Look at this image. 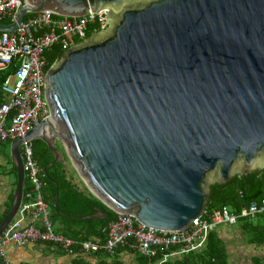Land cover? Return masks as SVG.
I'll return each instance as SVG.
<instances>
[{
  "label": "water",
  "instance_id": "obj_1",
  "mask_svg": "<svg viewBox=\"0 0 264 264\" xmlns=\"http://www.w3.org/2000/svg\"><path fill=\"white\" fill-rule=\"evenodd\" d=\"M88 8L107 11L105 28L49 67L50 116L25 139L47 145L46 169L64 161L60 142L86 189L117 214L185 230L213 183L264 168V0H25L0 32L27 13ZM21 142L9 144L16 187L0 232L24 191Z\"/></svg>",
  "mask_w": 264,
  "mask_h": 264
},
{
  "label": "built area",
  "instance_id": "obj_2",
  "mask_svg": "<svg viewBox=\"0 0 264 264\" xmlns=\"http://www.w3.org/2000/svg\"><path fill=\"white\" fill-rule=\"evenodd\" d=\"M25 0H0V23L15 22ZM106 10L64 17L48 10L24 17L14 31L0 32V72H8L1 83L5 101L0 105V144L22 138L20 151L25 178L30 189L23 191L19 207L0 232V264H15L8 256L11 245L44 243L50 251L84 255L104 252L111 256L126 247L149 260L161 254L160 262L172 256L195 251L204 246L209 232L219 225L236 224L241 217L264 211V198L242 207L238 214L224 206L192 220L182 231L158 230L138 223L132 215L119 213L104 228V240H75L57 233L51 211L43 196L41 168L33 153V140L26 133L41 119L49 117L45 88L47 61L45 51L53 46L62 52L86 39L93 26L99 32L106 25Z\"/></svg>",
  "mask_w": 264,
  "mask_h": 264
},
{
  "label": "trees",
  "instance_id": "obj_3",
  "mask_svg": "<svg viewBox=\"0 0 264 264\" xmlns=\"http://www.w3.org/2000/svg\"><path fill=\"white\" fill-rule=\"evenodd\" d=\"M27 14L26 18L32 15V13ZM93 31H98V28L93 26L91 31L88 32V36ZM62 53V50L57 45L45 51L47 68L59 60ZM7 73L0 72V105L5 101L1 83ZM32 143L34 157L41 168L40 177L44 182L42 187L43 196L50 207L54 230L75 240H104L105 226L111 220L116 219L118 214L93 196L87 189H79L72 183L65 172L64 161L54 162L46 169V166L53 160L51 151L39 139L33 140ZM63 158L66 160V157ZM13 173L17 177L14 165ZM30 187V182L25 178L24 192ZM56 194L57 198L55 197ZM13 196L14 194L10 196L7 208L0 214V222L10 210ZM262 198H264V168L250 171L247 174L235 173L225 183L212 184L203 216H206L214 209L224 206L228 207L230 212L238 214L242 207H246L252 201H259ZM96 208L105 213V217L83 218V216L94 214ZM236 225L245 236V244L253 245L257 248L264 247V211L253 216L241 217ZM122 252L133 253L136 256L137 264H230L227 245L223 238L220 237L217 229L209 232L204 246L200 249L169 257L162 262H160V253L152 260H149L126 247H119L111 256L104 252L88 255L77 253L72 257L69 264H121L118 254ZM55 253L66 254L63 250H56ZM87 256L94 259L87 258ZM250 260L251 264H264V254H255L251 256ZM20 264L31 263L21 262Z\"/></svg>",
  "mask_w": 264,
  "mask_h": 264
},
{
  "label": "crops",
  "instance_id": "obj_4",
  "mask_svg": "<svg viewBox=\"0 0 264 264\" xmlns=\"http://www.w3.org/2000/svg\"><path fill=\"white\" fill-rule=\"evenodd\" d=\"M64 163H65V172L67 174V177L71 179V182L74 183L79 189H86L85 185L81 182L79 176L77 175L76 172H74L73 168L69 166L68 162H64ZM5 172L8 173L9 175L13 174L15 176V174L13 173V163L11 168L6 170ZM2 175L4 176V174ZM9 175L5 174V176L7 177H9ZM8 184H9L8 188L3 190V186ZM15 187H16V176L14 183L10 182L9 180L7 181L3 177H0V214L3 213L7 208L8 202L10 200V196L14 194ZM231 228H235L236 231L241 232V230L236 224L233 225L226 224V226L223 228H218V227L216 228L220 237L223 238V240L227 245L228 253L230 248L228 244V240H230L231 234L227 233L226 231ZM7 254L15 264H20L21 262H29L31 264H69L70 260L74 256L69 254L61 255L55 253V251H50L46 246V244L38 243V242L27 243L23 246L11 245L8 248ZM127 254L129 255L128 257L126 256ZM87 258L94 259L88 256ZM118 258L120 259L121 264L125 262V260L126 262L129 261L130 264H137L136 256L130 252L119 253ZM229 262L230 264H234L230 254H229Z\"/></svg>",
  "mask_w": 264,
  "mask_h": 264
},
{
  "label": "rangeland",
  "instance_id": "obj_5",
  "mask_svg": "<svg viewBox=\"0 0 264 264\" xmlns=\"http://www.w3.org/2000/svg\"><path fill=\"white\" fill-rule=\"evenodd\" d=\"M9 144L10 142L8 141L5 142L4 144H0V177H3L7 181L9 180L10 182L14 183L15 176L13 174L9 175L8 173L5 172L12 166V162L10 161V155H9ZM56 148L59 150V152L61 153L63 157H66V160H64V162H68L69 166L73 168L74 172H76L73 165L71 164L70 159L67 156V153L64 147L62 146L60 142H57ZM2 174H4V176ZM5 174L9 175V177L5 176ZM8 186L9 184L4 185L3 190L7 189ZM225 226L226 224L219 225L217 227L223 228ZM226 232L231 234V238L230 240H228V244L230 247L229 254L234 264H251V260H250L251 256L255 254H259V255L264 254V247L257 248L253 245L245 244L243 241V239H245L244 234L239 231H236L235 228H231L227 230ZM126 256L128 257L129 255L127 254ZM122 264H130V262L129 261L126 262L125 260V262H123Z\"/></svg>",
  "mask_w": 264,
  "mask_h": 264
},
{
  "label": "bare ground",
  "instance_id": "obj_6",
  "mask_svg": "<svg viewBox=\"0 0 264 264\" xmlns=\"http://www.w3.org/2000/svg\"><path fill=\"white\" fill-rule=\"evenodd\" d=\"M27 16H28V14H27ZM4 144V143H3Z\"/></svg>",
  "mask_w": 264,
  "mask_h": 264
}]
</instances>
